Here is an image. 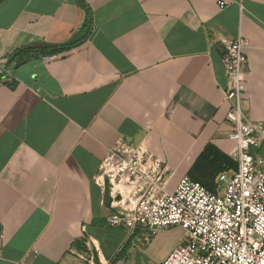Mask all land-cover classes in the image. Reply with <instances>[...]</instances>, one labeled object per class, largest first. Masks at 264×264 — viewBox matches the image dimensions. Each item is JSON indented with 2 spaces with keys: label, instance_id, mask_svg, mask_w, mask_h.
<instances>
[{
  "label": "crops",
  "instance_id": "crops-1",
  "mask_svg": "<svg viewBox=\"0 0 264 264\" xmlns=\"http://www.w3.org/2000/svg\"><path fill=\"white\" fill-rule=\"evenodd\" d=\"M84 1L87 33L76 0H0V60L83 36L12 67L10 82L0 75V264H83L88 236L104 264H161L182 228L147 242L123 229L107 246L96 176L119 138L164 162L168 190L188 176L216 191L237 169L219 39L247 41L242 108L264 123V0ZM253 152L264 168V143Z\"/></svg>",
  "mask_w": 264,
  "mask_h": 264
},
{
  "label": "built area",
  "instance_id": "built-area-1",
  "mask_svg": "<svg viewBox=\"0 0 264 264\" xmlns=\"http://www.w3.org/2000/svg\"><path fill=\"white\" fill-rule=\"evenodd\" d=\"M218 43L227 118L234 124L228 137L237 144L233 153L237 169L218 176L216 191L188 176L168 190L170 173L164 162L142 144L119 138L107 150L96 176L109 193L108 226L123 228L128 237L144 231L145 242L160 229L182 228L179 245L161 264H264V168L253 152L264 143V123L248 119L242 108L247 41L238 36ZM6 61L0 60V75L3 82H10L12 66ZM83 244L77 253L83 264H104L98 260L101 249L89 236Z\"/></svg>",
  "mask_w": 264,
  "mask_h": 264
},
{
  "label": "trees",
  "instance_id": "trees-1",
  "mask_svg": "<svg viewBox=\"0 0 264 264\" xmlns=\"http://www.w3.org/2000/svg\"><path fill=\"white\" fill-rule=\"evenodd\" d=\"M79 7L82 9L84 17L81 29L86 30L88 32V28L90 27L91 23V10L86 4L84 0H76ZM83 36L73 37L72 39L68 40L67 42L59 43V44H32L28 46H24L10 56H7L6 65L15 67L19 63L25 62L29 59L36 58V57H45V56H52L59 54L63 51L70 49L71 47L77 45ZM79 242L76 241V245ZM79 245V244H78Z\"/></svg>",
  "mask_w": 264,
  "mask_h": 264
},
{
  "label": "rangeland",
  "instance_id": "rangeland-1",
  "mask_svg": "<svg viewBox=\"0 0 264 264\" xmlns=\"http://www.w3.org/2000/svg\"><path fill=\"white\" fill-rule=\"evenodd\" d=\"M104 233H105V240L103 243L104 244L106 243L107 246L112 245V247L116 246L117 243L121 242L122 238L125 236V232H124L123 228H115L114 229V227H110L107 224L105 226ZM132 237L130 236L129 238H132Z\"/></svg>",
  "mask_w": 264,
  "mask_h": 264
},
{
  "label": "water",
  "instance_id": "water-1",
  "mask_svg": "<svg viewBox=\"0 0 264 264\" xmlns=\"http://www.w3.org/2000/svg\"><path fill=\"white\" fill-rule=\"evenodd\" d=\"M16 67V66H15Z\"/></svg>",
  "mask_w": 264,
  "mask_h": 264
}]
</instances>
